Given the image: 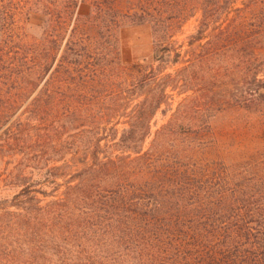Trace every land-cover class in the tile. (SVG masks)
Masks as SVG:
<instances>
[{"label": "trees", "instance_id": "1", "mask_svg": "<svg viewBox=\"0 0 264 264\" xmlns=\"http://www.w3.org/2000/svg\"><path fill=\"white\" fill-rule=\"evenodd\" d=\"M1 189L0 264H264V0H0Z\"/></svg>", "mask_w": 264, "mask_h": 264}, {"label": "rangeland", "instance_id": "2", "mask_svg": "<svg viewBox=\"0 0 264 264\" xmlns=\"http://www.w3.org/2000/svg\"><path fill=\"white\" fill-rule=\"evenodd\" d=\"M194 24L193 19L187 20L174 36V39L179 42L191 31ZM123 58L129 62H147L151 55V35L150 29L146 25H131L123 30ZM166 70V68H165ZM179 95L173 94L171 99L162 104L153 114L150 120V130H153L160 123L164 122L174 108ZM9 189H1L0 196H9L11 194Z\"/></svg>", "mask_w": 264, "mask_h": 264}]
</instances>
